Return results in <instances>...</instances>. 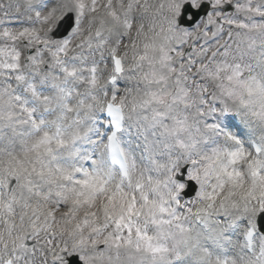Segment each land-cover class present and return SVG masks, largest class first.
Returning a JSON list of instances; mask_svg holds the SVG:
<instances>
[{"label": "snow or ice", "instance_id": "snow-or-ice-1", "mask_svg": "<svg viewBox=\"0 0 264 264\" xmlns=\"http://www.w3.org/2000/svg\"><path fill=\"white\" fill-rule=\"evenodd\" d=\"M0 264H264V0H0Z\"/></svg>", "mask_w": 264, "mask_h": 264}]
</instances>
